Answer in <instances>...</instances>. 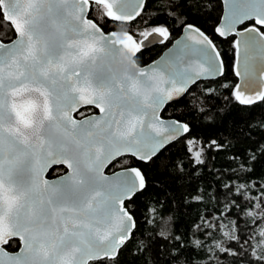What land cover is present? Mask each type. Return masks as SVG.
Returning a JSON list of instances; mask_svg holds the SVG:
<instances>
[{
    "label": "snow or ice",
    "instance_id": "obj_1",
    "mask_svg": "<svg viewBox=\"0 0 264 264\" xmlns=\"http://www.w3.org/2000/svg\"><path fill=\"white\" fill-rule=\"evenodd\" d=\"M223 5L214 32L243 36L233 39L234 74L241 82L222 85L229 91L225 108L199 111L218 130L231 121L237 145L251 140L235 153L241 158L237 180H247L264 164V137L251 139L241 111L264 104V0ZM207 6L203 0H162L185 35L159 64L141 66L149 37L170 41L166 24L132 27L143 19L146 0H0V264H116L135 237L133 202L148 187L139 165L172 143L186 150L168 161L176 175L190 176L188 166L204 164L191 122L166 120L162 111L179 104L198 81L224 74L213 40L196 16L186 18L192 8ZM109 25L119 30L104 31ZM215 92L205 90L208 99ZM257 130L264 133V124ZM225 147L218 139L209 142V151ZM224 187L232 193L233 186ZM236 191L258 231L243 239L229 229L224 237L239 248L216 241L208 250L218 262L223 254L231 264H264V182L241 183ZM232 207L245 209L237 199ZM204 225L212 229L209 238L222 231L219 218ZM196 246L206 247L203 241ZM171 259L192 264L178 254Z\"/></svg>",
    "mask_w": 264,
    "mask_h": 264
},
{
    "label": "trees",
    "instance_id": "obj_2",
    "mask_svg": "<svg viewBox=\"0 0 264 264\" xmlns=\"http://www.w3.org/2000/svg\"><path fill=\"white\" fill-rule=\"evenodd\" d=\"M203 2L208 6L201 8L199 12L197 8H192L187 11L186 18L191 21L193 16H196L198 26L213 40L225 64L224 74L214 80L197 82L179 104L166 105L162 116L191 122L193 131L199 133L196 141L202 149L201 158L204 164L198 167L188 166L185 171H190V176L184 173L176 175L168 161L182 157L186 150L182 143H172L153 161L139 165L147 175L148 187L133 202V214L137 220L135 237L120 252L116 264H177L171 259L174 254H178L181 261H191L192 264H231V257L220 254L218 262L208 249L214 248L216 241L225 247L231 244L239 248L236 241H229L224 237L223 232L229 229L234 235L243 239H248L254 231H258L252 224L251 218L245 215L248 202L244 200L243 195L237 193L236 186L252 181L264 182V164H257L255 174L247 180H237V176L240 175L238 169L241 158L235 155L236 150L248 146L251 140H242L237 145L236 140L233 139L236 132L231 127V121L227 122L225 128L218 130L212 127V122L205 120L199 111L200 108L207 110L213 104L217 105V111L225 108L224 98L229 95V91L222 85L231 86L237 82L233 70L234 36L231 39L221 38L214 32V26L222 11L221 1L211 0L210 5L209 0ZM169 11L168 8L162 7V0H146L143 19L137 17L132 25L137 30H143L144 22L147 21L153 26L166 24L170 29V41L142 50L138 60L141 65L158 57L180 33V22L168 15ZM100 24L104 25L103 20ZM115 28L109 25L104 27V30ZM148 30L150 31V28ZM3 34V29H0V36ZM137 36L138 39L142 38L138 33ZM208 88L216 90L214 99L207 98L205 90ZM227 107L231 110V105ZM241 111L249 118L250 127L253 129L248 133L251 139L264 137V133L257 130V125L264 124V104L241 106ZM212 139H218L226 147L213 148L209 151V142ZM232 145L236 147L233 148ZM192 167H195V171H191ZM233 170H236L235 174ZM225 185L233 186L231 194L227 193ZM255 191L253 189V194ZM233 199H237L245 209L237 211L232 207ZM214 217L219 218L222 231H214L213 237L209 238L207 233L212 229L205 227L204 220L212 221ZM233 222H236L238 227H234ZM197 225L201 227L197 229ZM176 237H179V240ZM196 241H203L206 247H197ZM251 243L253 245L257 243L254 236ZM17 249V247L7 248L9 251Z\"/></svg>",
    "mask_w": 264,
    "mask_h": 264
},
{
    "label": "water",
    "instance_id": "obj_3",
    "mask_svg": "<svg viewBox=\"0 0 264 264\" xmlns=\"http://www.w3.org/2000/svg\"><path fill=\"white\" fill-rule=\"evenodd\" d=\"M221 1V5H222V11H221V14H220V17H222L223 15H224V5H223V0H220ZM218 23H222V21L221 20H218V22H217V24ZM237 28H238V30H239V26H237ZM111 31H118V30H111ZM109 32V31H108ZM185 35V30L184 29H182L181 28V31H180V33L178 34V36L171 42V44L169 45V46H167L162 52H161V54L157 57V58H155V59H153V60H151L150 62H148V63H146V64H143V65H141V66H147V65H152L153 63H156V64H159L164 58H166L168 55H169V50L170 49H173L174 48V46H175V44H176V42L178 41V40H180L183 36ZM207 35V34H206ZM217 36H218V34H216ZM234 35V39L235 40H241V39H243V36H240V35H236L235 33H233L232 34V36ZM209 36V35H208ZM210 37V36H209ZM221 38H225V37H221ZM143 39V38H142ZM141 39V40H142ZM160 42H159V37L158 36H156V37H149L148 38V41L146 42V48H148V47H150V46H153V45H156V44H159ZM217 48V47H216ZM217 50H218V48H217ZM219 51V50H218ZM222 59V58H221ZM235 63V62H234ZM233 70H234V66H233ZM236 76V75H235ZM218 77H221V76H216V77H211V78H206V79H203V80H209V79H215V78H218ZM236 78H237V82L236 83H240L241 81H240V77H237L236 76ZM163 117V116H162ZM164 119H166V120H171V119H176V118H172V117H163ZM19 249H17V250H15V251H9V250H7L8 252H10V253H14V252H17Z\"/></svg>",
    "mask_w": 264,
    "mask_h": 264
},
{
    "label": "flooded vegetation",
    "instance_id": "obj_4",
    "mask_svg": "<svg viewBox=\"0 0 264 264\" xmlns=\"http://www.w3.org/2000/svg\"><path fill=\"white\" fill-rule=\"evenodd\" d=\"M136 24H137V23H136ZM134 29H135V28H134ZM111 30H119V29L115 28V29H110V30H108V31H111ZM104 31H105V30H104ZM108 31H106V32H108ZM177 36H178V35H177ZM177 36H176V37H177ZM233 36H234V35H233ZM176 37H175V38H176ZM142 38H143V37H142ZM142 38H140L139 40H141ZM175 38H174V39H175ZM234 38H235V37H234ZM137 39H138V36H137ZM174 39H173V40H174ZM173 40H172V41H173ZM159 44H160V43H159ZM170 44H171V43H170ZM170 44H169V45H170ZM169 45H168V46H169ZM160 54H161V53H160ZM156 58H157V57H156ZM215 79H217V78H215ZM209 80H214V79H209ZM201 81H203V80H201ZM198 82H199V81H198ZM93 111H95V109H93ZM48 178H49V179H52V178H53V175H52L51 172L48 174Z\"/></svg>",
    "mask_w": 264,
    "mask_h": 264
},
{
    "label": "rangeland",
    "instance_id": "obj_5",
    "mask_svg": "<svg viewBox=\"0 0 264 264\" xmlns=\"http://www.w3.org/2000/svg\"><path fill=\"white\" fill-rule=\"evenodd\" d=\"M194 150H201L200 144L197 141L195 142V149Z\"/></svg>",
    "mask_w": 264,
    "mask_h": 264
}]
</instances>
